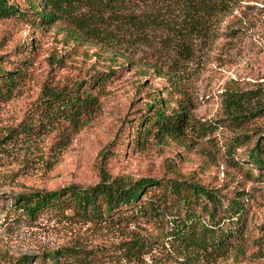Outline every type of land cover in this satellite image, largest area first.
Returning a JSON list of instances; mask_svg holds the SVG:
<instances>
[{
    "label": "rangeland",
    "instance_id": "obj_1",
    "mask_svg": "<svg viewBox=\"0 0 264 264\" xmlns=\"http://www.w3.org/2000/svg\"><path fill=\"white\" fill-rule=\"evenodd\" d=\"M94 1L102 13L87 28L59 12L40 21L24 0H8L23 13L0 19V69L20 70L12 87L0 81V264H264V146L260 165L248 157L264 141V0H227L205 33L186 31L182 0ZM76 86L94 98L80 124L58 119L22 133L44 90ZM248 89L249 114L229 118L224 97ZM255 101L263 108L250 113ZM159 105L187 112L179 131L138 134L142 114ZM102 174L202 185L221 208L242 206L224 222L236 229L202 256L130 210L97 223L68 210L28 216L14 201ZM134 238L143 245L131 253Z\"/></svg>",
    "mask_w": 264,
    "mask_h": 264
},
{
    "label": "trees",
    "instance_id": "obj_2",
    "mask_svg": "<svg viewBox=\"0 0 264 264\" xmlns=\"http://www.w3.org/2000/svg\"><path fill=\"white\" fill-rule=\"evenodd\" d=\"M227 0H182L187 32L205 33L208 25L223 8ZM28 8L43 22H50L57 12L62 13L79 27H91L101 16V7L94 0H24ZM100 12V13H98ZM17 4L0 0V19L14 14H22ZM181 47L185 44H180ZM20 74L19 69H0V81L7 89L12 87ZM39 101L37 114L29 113V119L20 123L22 133L30 135L40 127L62 119L63 123L76 127L81 116L94 106V98L85 90L75 89L50 91L44 90ZM254 96V90L230 91L224 97L228 117L240 121L249 113L242 112L244 101ZM256 108L250 113L263 108L255 101ZM261 105V106H260ZM150 107V106H149ZM31 114V115H30ZM186 111L180 110L169 115L162 106H156L150 114H142L135 131L143 137L152 135L160 138L179 131L185 121ZM43 119V120H42ZM244 136V134H242ZM261 145L256 142L248 153L249 160L255 165L262 162ZM102 179L93 185L81 187L68 184L49 191H34L17 194L15 204L28 216H34L42 210L53 209L64 214L65 210L76 220L105 222L114 213L130 210L132 215L147 216L157 219L164 225L167 240L177 243L181 249L206 256L215 249L224 246L230 229L226 222L234 223L239 219L242 206L234 202L231 206L221 208L220 201L212 192L202 185L187 181L167 179L164 184L151 178L132 179L126 175H101ZM160 187L156 196H145L149 191ZM157 191V189H156ZM150 192L149 195H154ZM144 196V197H143ZM223 209V210H222ZM222 213L219 215V213ZM218 217V218H217ZM235 219L233 220L232 218ZM232 220V221H231ZM156 221V220H154ZM236 227V226H235ZM125 249L140 251L142 240L134 238L125 243ZM57 251H54L56 254ZM23 261L28 257L22 256ZM14 264H17L14 263Z\"/></svg>",
    "mask_w": 264,
    "mask_h": 264
}]
</instances>
